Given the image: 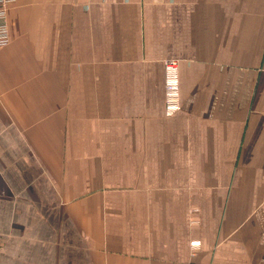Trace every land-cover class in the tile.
<instances>
[{
  "label": "crops",
  "instance_id": "crops-1",
  "mask_svg": "<svg viewBox=\"0 0 264 264\" xmlns=\"http://www.w3.org/2000/svg\"><path fill=\"white\" fill-rule=\"evenodd\" d=\"M8 21L0 264H264V0H16Z\"/></svg>",
  "mask_w": 264,
  "mask_h": 264
},
{
  "label": "built area",
  "instance_id": "built-area-1",
  "mask_svg": "<svg viewBox=\"0 0 264 264\" xmlns=\"http://www.w3.org/2000/svg\"><path fill=\"white\" fill-rule=\"evenodd\" d=\"M16 0H0V49L10 44V28L8 21V10ZM164 113L167 118L174 117L182 106L180 69L176 61L169 59L164 63ZM191 247H200V241H192Z\"/></svg>",
  "mask_w": 264,
  "mask_h": 264
}]
</instances>
